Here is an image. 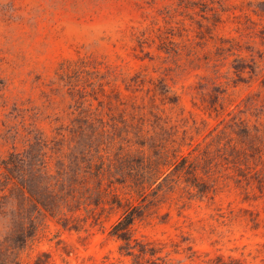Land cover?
<instances>
[{
    "label": "rangeland",
    "instance_id": "rangeland-1",
    "mask_svg": "<svg viewBox=\"0 0 264 264\" xmlns=\"http://www.w3.org/2000/svg\"><path fill=\"white\" fill-rule=\"evenodd\" d=\"M234 121L264 128V0H0V239L32 203L3 160L42 139L131 156L144 192L117 183L122 206L76 227L39 205L23 264H134L111 234L131 205L168 264H264V181L222 160L208 179L195 156Z\"/></svg>",
    "mask_w": 264,
    "mask_h": 264
},
{
    "label": "trees",
    "instance_id": "trees-1",
    "mask_svg": "<svg viewBox=\"0 0 264 264\" xmlns=\"http://www.w3.org/2000/svg\"><path fill=\"white\" fill-rule=\"evenodd\" d=\"M228 127L220 129L212 141L205 143L196 152L203 163H206L208 179L211 178L213 166L222 160L229 168L236 171L237 182L250 183L256 179L264 181V128L242 125L234 121ZM93 124L90 127L93 128ZM96 130V129H95ZM55 143L57 146L47 145L44 139L24 151H13L3 160L4 167L16 179L19 186L29 195L31 205H22L17 214L12 216L11 231L0 239V264H23L20 251L25 248L36 232V216L39 205L52 216L57 217L63 225L75 223L78 219L76 212L84 207L91 211L90 205H98L105 196L113 195L112 203L122 206L118 199L120 193L116 191L117 183H126L135 191L142 192L143 186L137 177L140 175L136 167L127 160V154L112 157L110 153H103L96 146H86L79 141L69 146L67 136ZM74 140V139H71ZM194 156V157H195ZM156 158L162 159L157 153ZM182 169L196 174L201 161L194 164L187 156L182 158ZM162 164V163H161ZM160 162L155 164L154 175L160 172ZM220 164V163H219ZM146 174H143L144 176ZM145 177V176H144ZM152 176H149L151 178ZM132 179V180H131ZM133 182V184H131ZM107 185V188L104 186ZM200 191H205L198 186ZM114 189V190H113ZM139 206H128L122 216L113 224L111 234L123 240L120 246L125 254L135 256L134 264H168L161 256H156L158 248L148 242L133 238L132 227L140 217ZM137 249V252H136ZM149 255L150 257L143 260ZM219 264H241L237 260L219 259Z\"/></svg>",
    "mask_w": 264,
    "mask_h": 264
}]
</instances>
